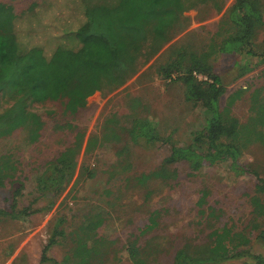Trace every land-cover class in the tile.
Wrapping results in <instances>:
<instances>
[{
    "label": "rangeland",
    "instance_id": "1",
    "mask_svg": "<svg viewBox=\"0 0 264 264\" xmlns=\"http://www.w3.org/2000/svg\"><path fill=\"white\" fill-rule=\"evenodd\" d=\"M185 2L195 6L183 13L182 28L150 59L135 56V71L123 85L94 93L75 115L64 111L63 100L37 102L29 95L11 93V88L0 89V114L16 104L22 115L36 114L42 123L33 142L29 119L0 139V156L11 163L9 177L0 186V209H8L11 183L19 181L15 209L37 210L25 221L0 216V264H40L45 246L49 261L43 264L61 263L72 256L77 243L99 249L97 264H134L131 247L147 264H172L175 251L185 243L224 241L218 236L221 228L244 231L250 238L249 252L264 256V239L256 237L264 231V214L255 217L252 202L257 198L264 205V192L256 190L259 179H264V65L257 64L264 47V0H259L263 25L256 28L252 45L237 54L216 49L232 32L216 36L233 0ZM0 3L11 6L16 15L21 50L36 47L45 58L57 49L79 47L75 32L85 21L84 5L93 4L90 0ZM183 51L208 55L211 74L224 88L219 107L225 121L237 120L239 130L246 126V133H261V140L252 135L234 165L228 160L194 170L177 163L168 166L167 178L139 184L136 178L158 169L172 145L191 146L192 134L203 123L201 107L184 98L181 74L160 76V68ZM237 63L252 64L253 69L239 77ZM135 119L153 122L157 140L132 143L127 130ZM81 134L74 176L46 210L51 196L40 195L38 176ZM88 140L91 149L85 153ZM208 235L213 238L208 240ZM245 262L252 260L243 256L218 264Z\"/></svg>",
    "mask_w": 264,
    "mask_h": 264
},
{
    "label": "trees",
    "instance_id": "2",
    "mask_svg": "<svg viewBox=\"0 0 264 264\" xmlns=\"http://www.w3.org/2000/svg\"><path fill=\"white\" fill-rule=\"evenodd\" d=\"M90 1L93 4L84 5L85 21L75 32L79 47L57 49L49 58H45L36 47L21 50L15 33L16 15L11 6L0 3V89L11 88V93L29 95L37 102L63 100L64 111L75 115L95 92L105 87L123 85L128 75L135 71V56L144 54L145 58L150 59L182 28L183 13L195 6L194 3L186 5L185 0ZM224 25H229V28ZM261 25L263 20L259 0H233L220 21L216 36L225 31L232 32L221 39L217 51L221 54H237L250 47L255 30ZM153 36H157V40ZM247 53L255 54L251 50ZM207 57L204 53L178 52L176 59L160 68L162 78H168L172 73L181 74L179 78L185 87L184 98L201 107L203 123L192 134L191 146L172 145L158 169L136 178L139 184L151 178H167L168 166L177 163L194 170L228 160L234 165L242 153L241 148L251 141L252 135L255 140H261V133H246L249 131L246 126L239 130L237 120L230 118L226 119L228 123L225 121L219 107L224 88L218 78L211 74ZM257 58V64L264 65V47ZM237 65L240 67L239 77L253 69L249 63ZM193 72L206 76L210 82L196 80L192 76ZM26 119L31 121L29 141L33 142L39 136L42 126L40 117L33 113L22 115L21 107L16 104L0 114V139L11 135ZM225 127L228 128L226 132ZM127 136L134 144L139 143V140L154 142L157 140L155 124L135 119L127 130ZM82 142L83 135H76L73 144L60 151L55 159L48 161L39 174L40 195L51 196L44 209L48 210L52 206L54 199L73 178ZM90 149L91 140H88L84 152ZM10 166L8 157L0 156V186L9 177ZM19 183L12 181V190L9 192L12 202L8 209H0L1 217L25 221L29 215L37 212L30 207L15 209V196L20 193ZM256 190L264 192V179H259ZM252 202L255 217H260L264 214V205L257 198L252 199ZM219 232L218 236L224 240L222 242L214 240L198 245L183 244L175 251L172 264H218L243 256L252 260L251 263L243 264H264V256L249 252L247 245L250 238L247 233L229 228H221ZM256 237L264 239V231ZM209 238H213V235H208ZM47 250L45 246L40 264L49 261ZM98 252L99 249L94 245L77 243L72 256L55 264H97ZM129 255L134 264L148 262L146 258L138 257L135 247L130 248Z\"/></svg>",
    "mask_w": 264,
    "mask_h": 264
},
{
    "label": "built area",
    "instance_id": "3",
    "mask_svg": "<svg viewBox=\"0 0 264 264\" xmlns=\"http://www.w3.org/2000/svg\"><path fill=\"white\" fill-rule=\"evenodd\" d=\"M192 76L198 80V81H206V82H210V80H208V78L202 74H199V73H196V72H193L192 73Z\"/></svg>",
    "mask_w": 264,
    "mask_h": 264
},
{
    "label": "crops",
    "instance_id": "4",
    "mask_svg": "<svg viewBox=\"0 0 264 264\" xmlns=\"http://www.w3.org/2000/svg\"><path fill=\"white\" fill-rule=\"evenodd\" d=\"M98 92V91H97ZM96 93V92H95Z\"/></svg>",
    "mask_w": 264,
    "mask_h": 264
}]
</instances>
